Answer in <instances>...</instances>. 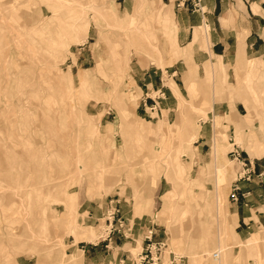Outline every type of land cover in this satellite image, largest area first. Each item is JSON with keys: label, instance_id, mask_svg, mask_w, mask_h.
Listing matches in <instances>:
<instances>
[{"label": "rangeland", "instance_id": "rangeland-1", "mask_svg": "<svg viewBox=\"0 0 264 264\" xmlns=\"http://www.w3.org/2000/svg\"><path fill=\"white\" fill-rule=\"evenodd\" d=\"M151 10L133 0H0V264H66L82 251L80 241L108 240L104 215L114 199L153 221L166 244L164 264L170 256L173 264H219L218 245L222 264H264V206L255 225L254 207L236 209L230 198L243 171L232 151L264 171V156L253 152L264 148V67L249 71L246 61L240 81L229 66L215 81L189 67L193 95L185 78L177 80L178 109L162 119L141 116L134 73L166 72L179 57L174 25L165 18L161 26ZM54 39L52 58L46 48ZM176 83L168 80L172 90ZM126 120L152 131L150 139L135 136ZM162 121L167 135L156 131ZM251 179L255 204L264 183ZM68 194L78 205L61 227ZM86 204L102 211L96 225L85 222ZM90 229L94 237L80 239ZM130 249L138 255L141 241Z\"/></svg>", "mask_w": 264, "mask_h": 264}, {"label": "crops", "instance_id": "crops-1", "mask_svg": "<svg viewBox=\"0 0 264 264\" xmlns=\"http://www.w3.org/2000/svg\"><path fill=\"white\" fill-rule=\"evenodd\" d=\"M116 1L118 2L119 0ZM133 1L137 2V0ZM138 1L150 5V8L154 10L153 12L157 13L155 15L161 26L164 27L166 25L164 23L165 18L168 19L170 25H174V41L178 47L177 55L179 56L178 58H173L174 62L169 67H166V72L155 67V69L151 68L147 71L134 73V79L142 90L138 105V110L140 112L137 111L141 113V116L153 117L157 115V118L162 119L164 111L172 113L174 110L178 109V97H180V94L182 95V89L177 85V80L182 81L185 78L187 80L186 87L189 89L190 94H192L194 90V79L190 78L189 80L188 78L190 71L189 67L194 69V77L204 73V77H206L207 80L214 81L218 78L219 74L221 78L228 76L226 70L227 66L233 68V73L235 76H238V78L236 77L238 81L241 80L238 72L243 65H246V61L248 62L249 71L255 72L258 68L264 67V0H201L198 7L195 6V0H151L153 3H149V0ZM151 5H157V8H152ZM127 7H129V5H127ZM162 7L165 9H162ZM151 11L148 12L153 14ZM146 13L147 12L144 14ZM52 21L53 20L50 18L47 21L46 35L50 31V23ZM202 32H204V34ZM54 43L55 39L52 41L51 45L46 48L47 54L52 58H54L55 54ZM169 60L170 56L164 58V62ZM209 62L216 64H210L204 68ZM86 71L88 70L85 69L82 71L84 73L80 74V76H82L81 82L83 86H85L86 76H90ZM165 75L169 78L168 80L172 79L176 83L177 88L173 90L170 88L168 80H165ZM67 80L69 83L71 82L70 74L67 75ZM48 90L56 92L54 85L50 86ZM79 94L81 96L85 95L81 90ZM33 95H36V93L32 92L31 96ZM135 95L136 94L131 96L133 98V105H136L137 102ZM88 96L85 95V103L89 102V100H87ZM19 106L26 108L21 104ZM247 109L249 113L250 108ZM46 111H48V109H46ZM46 115V117H48L49 113ZM154 118L156 117H153V119ZM164 123L165 122H161L159 124V129L156 131L161 132L163 130H168L164 128ZM217 123L220 124L218 120ZM125 125L135 136L142 140L150 139L153 134L152 131L137 127L127 120L125 121ZM174 126L177 128V124ZM93 129L94 132H97L94 126ZM237 143L241 144L240 138H237ZM28 152L29 155L32 154L31 149L28 150L27 153ZM253 152L258 158L264 156V153H262L264 149L253 148ZM256 153H259V155ZM161 165L166 166V164L162 163L159 166ZM249 167L253 173L252 178L257 179L260 184H263L264 171L259 172V169L255 165H250ZM77 169L81 170L82 166L79 165ZM177 172V175H183L182 171ZM251 182L252 179L250 181L242 180L239 182L241 188L240 200L238 203H233L236 209L242 208L245 211L251 210L254 207L256 215L254 223L257 225V221L261 223L263 218L262 208L264 206V193L262 188H260L259 192H255V194L259 193V195L256 197L254 204L253 191L250 188ZM194 183L196 182L194 181ZM60 187H62V184L58 182L56 185H53L51 189ZM64 203L66 204L67 211L62 219L59 220L60 223L58 225L61 227L68 225L78 205V199L75 194H68V200ZM93 207V204H86V209L83 213H86V215L88 213V216L84 217L85 222L96 225L102 211L98 212V209L96 208V211ZM115 209H119L120 211L117 218L121 217L125 221L124 232L126 236L116 233L111 239H105L102 243H91L85 240L80 241V244L85 243V245L81 246L85 259L90 264H152V262L149 261L142 263L139 257L142 253L147 252L150 241L152 243L160 242L157 240V230L154 227L153 221L149 218H145L146 215H136L135 209H129L125 203H122L121 199H114L109 202L104 215V221L107 219V213ZM238 218L241 219L239 216ZM252 218L253 217H249L250 220H252ZM244 219H246V217H244ZM91 229L88 233H81L80 239L93 238L95 234ZM257 239L258 237L255 236V238L249 240L246 248L249 249V247H252L253 249L257 243ZM138 241H141L142 251L138 255H134L130 248L136 245ZM218 247H221V250H218V257L216 260L219 259L220 263L219 260L218 263L222 264V246L218 245ZM82 251L79 250L77 253L71 255L66 264H82ZM170 259L172 264L176 262V256H174V258L170 256ZM164 260L165 254L163 251L160 255V262L158 264H164Z\"/></svg>", "mask_w": 264, "mask_h": 264}, {"label": "built area", "instance_id": "built-area-1", "mask_svg": "<svg viewBox=\"0 0 264 264\" xmlns=\"http://www.w3.org/2000/svg\"><path fill=\"white\" fill-rule=\"evenodd\" d=\"M195 1H196L195 6L198 7L201 0H195ZM231 155L234 157L235 160L242 163V167H243V171L239 173L238 178L234 182L230 193V198L232 202L238 203L240 200V192H241L239 182L242 180L250 181L253 173L250 167L243 160H241V156L238 150L232 151ZM119 212H120L119 209H115L112 212H108L106 215L107 217L106 227L108 232L107 234L108 239H111V237L116 233L126 236L124 232L125 221L121 217L117 218ZM165 248H166V244L164 242L152 243L150 241L147 247V252L142 253L139 259L142 261V263L145 261H149L152 262V264H158L160 262V255Z\"/></svg>", "mask_w": 264, "mask_h": 264}, {"label": "bare ground", "instance_id": "bare-ground-1", "mask_svg": "<svg viewBox=\"0 0 264 264\" xmlns=\"http://www.w3.org/2000/svg\"><path fill=\"white\" fill-rule=\"evenodd\" d=\"M138 1V0H137ZM139 32V31H138ZM123 63V62H122ZM118 64H120V61L118 62ZM123 66V65H122ZM120 66H118V68H119ZM85 85V84H84ZM71 88V87H70ZM69 88V89H70ZM70 91V90H69ZM72 91H73V88H72ZM163 122V121H162ZM182 126H181V124L180 123H177V128L179 129V128H181ZM163 130V129H162ZM164 131V133H165V135H167L168 133L166 132L167 130H163ZM261 149H264L263 147H260ZM161 150V149H160ZM161 152V151H160ZM262 153H264V152H262ZM261 153V154H262ZM162 154V153H161ZM256 154H258L259 155V153H256ZM216 157V156H215ZM215 157H214V159H213V161H212V166H213V168L215 169L216 168V171H217V169H218V167H219V163H217L216 162V159H215ZM161 159V158H160ZM167 160V159H166ZM166 164V163H165ZM167 165V164H166ZM221 166H222V164H220ZM168 168V167H167ZM168 171H169V169H168ZM170 172H171V170H170ZM168 173V172H167ZM178 173V172H177ZM185 173V172H184ZM170 174V173H169ZM183 174V173H182ZM181 176V175H180ZM173 177V176H172ZM221 177V176H220ZM219 177V178H220ZM224 179V178H223ZM223 179L221 178V179H218V181L219 182H217V183H221L222 181H223ZM179 187V186H178ZM177 187V188H178ZM175 192V191H174ZM178 195V194H177ZM26 199V198H25ZM173 199H175V198H173ZM173 199H171V200H173ZM174 201V200H173ZM173 201H171V202H173ZM217 201H218V199H217ZM173 207V206H172ZM28 216V215H27ZM252 244V243H251ZM214 257L215 258H217L218 257V254L216 253V254H214ZM219 259H217V261H218ZM219 263H220V260H219Z\"/></svg>", "mask_w": 264, "mask_h": 264}]
</instances>
